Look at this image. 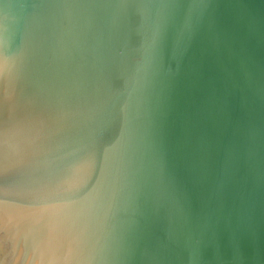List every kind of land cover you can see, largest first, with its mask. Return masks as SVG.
<instances>
[{
	"label": "water",
	"instance_id": "1",
	"mask_svg": "<svg viewBox=\"0 0 264 264\" xmlns=\"http://www.w3.org/2000/svg\"><path fill=\"white\" fill-rule=\"evenodd\" d=\"M0 264H264V0H0Z\"/></svg>",
	"mask_w": 264,
	"mask_h": 264
}]
</instances>
